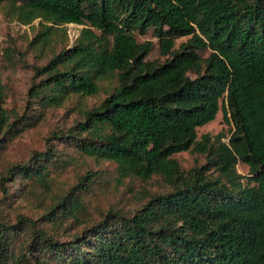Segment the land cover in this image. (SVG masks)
Masks as SVG:
<instances>
[{
    "label": "trees",
    "instance_id": "16d2710c",
    "mask_svg": "<svg viewBox=\"0 0 264 264\" xmlns=\"http://www.w3.org/2000/svg\"><path fill=\"white\" fill-rule=\"evenodd\" d=\"M1 9L33 26L29 47L46 63L34 67L22 113L5 107L0 81V153L47 111L108 91L44 152L1 173L0 264H264V0H0ZM72 23L83 27L70 45ZM149 29L164 60H148L152 42L137 39ZM220 110L228 139L199 138ZM53 138L114 163L119 181L158 177L164 187L132 213L86 218L97 172L55 191L51 166L64 160ZM186 151L205 162L185 169L175 156Z\"/></svg>",
    "mask_w": 264,
    "mask_h": 264
},
{
    "label": "rangeland",
    "instance_id": "374dc122",
    "mask_svg": "<svg viewBox=\"0 0 264 264\" xmlns=\"http://www.w3.org/2000/svg\"><path fill=\"white\" fill-rule=\"evenodd\" d=\"M39 19L33 24L39 25ZM68 43L73 45L80 34L82 25L68 24ZM35 32L32 25H22L12 20L6 14L5 9L0 10V81L6 86L8 97L5 107L17 108L22 113L25 109L28 89L34 81V67L43 65L46 59L40 58L38 53L29 47V41L34 37ZM140 42L151 41L153 46L148 60H164L160 54L159 39L155 36L153 29L146 34H137ZM187 38L176 40V46ZM61 39L58 48H62ZM38 80V79H37ZM108 83V82H106ZM108 90L103 89L100 94L88 98L72 97L64 106L47 111L45 118L36 126L30 127L20 133L13 141L7 144V150L0 153V175L10 164L29 161L35 152H44L47 149L49 138L59 130H66L76 124L81 117V110L92 107L106 97ZM233 124L226 120L223 110H220L212 122L198 128V136L209 133L215 136L219 133L226 135L228 139L232 132ZM0 131V138H1ZM52 144L58 149L60 159L52 166L55 176L53 189L65 191L76 185L80 177L87 171L97 172L94 182V192L88 197L89 210L86 218H99L101 215L114 208L119 212L132 213L138 204H142L144 197L149 192L163 189V181L154 177L151 181L126 178L118 180L116 165L108 161H97L80 153L68 138H53ZM185 169L196 165H202L205 157L194 151H186L175 156ZM237 171L249 176V166L245 163L237 165ZM247 178H243L246 182ZM36 190L35 193H38ZM2 192L0 191V197ZM22 211L29 212L28 205Z\"/></svg>",
    "mask_w": 264,
    "mask_h": 264
}]
</instances>
